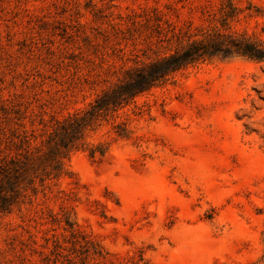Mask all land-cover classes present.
I'll return each instance as SVG.
<instances>
[{
    "label": "rangeland",
    "instance_id": "1",
    "mask_svg": "<svg viewBox=\"0 0 264 264\" xmlns=\"http://www.w3.org/2000/svg\"><path fill=\"white\" fill-rule=\"evenodd\" d=\"M221 1L0 0V264H264V64L248 58L136 97L86 133L104 156L5 173L27 150L45 162L48 126L165 52L155 10L196 34ZM234 3L232 31L264 41V0Z\"/></svg>",
    "mask_w": 264,
    "mask_h": 264
},
{
    "label": "trees",
    "instance_id": "2",
    "mask_svg": "<svg viewBox=\"0 0 264 264\" xmlns=\"http://www.w3.org/2000/svg\"><path fill=\"white\" fill-rule=\"evenodd\" d=\"M240 13L234 0H222L218 15L210 19L213 25L194 34L190 30L178 28L169 18L155 10L148 24L159 43L167 44L165 52H159L152 60L137 61L134 67L126 69L119 82L98 95L87 109L48 126L44 134L51 150L45 162L33 161V153L27 150L25 162L11 159V165L4 167L6 176H13L17 180L29 179L32 183L35 181L34 175L42 170L47 173V177L54 175L53 178H57L63 172L62 159L79 148L88 149L92 157L104 156L106 148L103 145L89 147L85 140L86 133L128 106L136 97L167 84L177 74L191 67L216 57L231 56H241L264 64V41L232 31L231 24ZM117 129L120 137L128 136L125 125L117 126ZM37 164L39 166L36 169ZM49 167L51 173L47 172Z\"/></svg>",
    "mask_w": 264,
    "mask_h": 264
}]
</instances>
